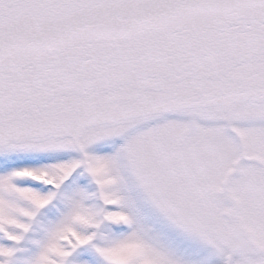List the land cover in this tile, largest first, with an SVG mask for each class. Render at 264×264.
I'll list each match as a JSON object with an SVG mask.
<instances>
[{
    "label": "snow or ice",
    "instance_id": "6c2138e0",
    "mask_svg": "<svg viewBox=\"0 0 264 264\" xmlns=\"http://www.w3.org/2000/svg\"><path fill=\"white\" fill-rule=\"evenodd\" d=\"M0 264H264V0H0Z\"/></svg>",
    "mask_w": 264,
    "mask_h": 264
}]
</instances>
